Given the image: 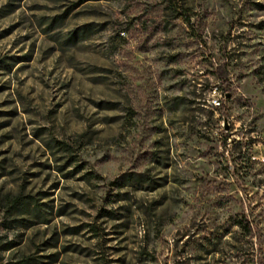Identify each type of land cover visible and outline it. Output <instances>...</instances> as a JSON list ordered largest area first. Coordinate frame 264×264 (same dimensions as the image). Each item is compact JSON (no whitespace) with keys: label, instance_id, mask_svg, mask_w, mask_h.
I'll return each mask as SVG.
<instances>
[{"label":"rangeland","instance_id":"1","mask_svg":"<svg viewBox=\"0 0 264 264\" xmlns=\"http://www.w3.org/2000/svg\"><path fill=\"white\" fill-rule=\"evenodd\" d=\"M8 243L0 264H264V0H0Z\"/></svg>","mask_w":264,"mask_h":264},{"label":"trees","instance_id":"2","mask_svg":"<svg viewBox=\"0 0 264 264\" xmlns=\"http://www.w3.org/2000/svg\"><path fill=\"white\" fill-rule=\"evenodd\" d=\"M191 13L188 11V9H180L179 10V13H178V17L179 16H183L184 17V21H185V24L186 25H189V24H192V22L190 23L189 21V17ZM215 74H216V78L218 80V84H219V88L222 92V95L224 97H227L228 96V88L226 87V84H227V80H226V77H227V74L226 72L224 71L223 67L222 66H218L216 69H215ZM218 106H219V103H218ZM217 106V107H218ZM60 147L63 148V150L66 152L65 155L68 157V162L69 164L73 163V149L68 146L67 144H64V143H57ZM80 167L77 166L76 169H79ZM84 176L86 177H91V173H85ZM141 178L142 180H145V178L143 176H136V175H132V174H126L124 175L122 178H121V182H120V186H127V185H130L131 183H140L141 181ZM147 180V179H146ZM20 197L17 196V197H14L12 199H9L8 200V203L10 205H14L16 204L18 201H19ZM238 226L240 227V229H242L244 231L245 234H249L250 233V226L249 224L245 221V220H241V221H238L237 222ZM12 247V243H8L6 244L5 246L2 247V251H5V250H9L10 248Z\"/></svg>","mask_w":264,"mask_h":264},{"label":"built area","instance_id":"3","mask_svg":"<svg viewBox=\"0 0 264 264\" xmlns=\"http://www.w3.org/2000/svg\"><path fill=\"white\" fill-rule=\"evenodd\" d=\"M214 105H215V106H218V102L214 101Z\"/></svg>","mask_w":264,"mask_h":264}]
</instances>
